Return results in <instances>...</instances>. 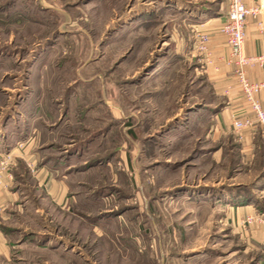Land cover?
<instances>
[{
  "label": "rangeland",
  "instance_id": "obj_1",
  "mask_svg": "<svg viewBox=\"0 0 264 264\" xmlns=\"http://www.w3.org/2000/svg\"><path fill=\"white\" fill-rule=\"evenodd\" d=\"M191 1L0 0L4 172L8 153L21 157L0 209V264L263 260L187 192L254 182L232 165L234 141L211 153L200 119H186L212 92L196 49L199 33L211 41L198 16L208 0Z\"/></svg>",
  "mask_w": 264,
  "mask_h": 264
},
{
  "label": "crops",
  "instance_id": "obj_2",
  "mask_svg": "<svg viewBox=\"0 0 264 264\" xmlns=\"http://www.w3.org/2000/svg\"><path fill=\"white\" fill-rule=\"evenodd\" d=\"M186 3L192 4L191 0ZM206 1V0H205ZM183 3L182 1H180ZM200 2H193L194 5ZM207 9H201L198 16L206 20L211 30L210 49L213 54L214 63L207 68L205 81L211 87L212 92L206 94V98L201 103H194L187 109L186 119L195 125V132L203 135L201 141L197 144L211 146L209 152L215 153L214 142H218V149L230 148V143L234 141L233 149H236L233 155L232 165L249 166L252 179V185L233 186L224 191L216 190L212 187L193 188L187 191L193 202L192 206L199 211H222L220 224L227 226L233 233L238 234L249 247L254 248L264 245V153H262L264 128L257 122L256 114L238 84L235 76V68L226 64L228 57V46L226 38L221 34V27L226 21L227 4L225 0H208ZM205 4V3H204ZM247 8L260 9L264 7V0H244ZM200 5V4H199ZM180 11L182 9L180 8ZM246 25L245 55L248 58L262 59L261 62L253 63L245 69L246 78L251 84H264V24L263 17L259 15L249 16ZM197 95V94H196ZM203 97V93H202ZM264 111V89L256 96ZM193 106V107H192ZM254 120L255 126L243 132L240 139L233 128V120ZM229 136L232 137L229 138ZM225 139H229L228 142ZM231 143V144H232ZM198 144V145H199ZM212 144V145H211ZM20 149H14L8 153L10 159L8 172H2L0 179V209H3V196L7 195L9 188L14 183L12 171L15 168L19 157ZM233 151H230L232 153ZM20 153V152H19ZM201 160L211 162L214 157L211 153H205ZM4 155H0L1 162ZM194 159V158H192ZM191 159V160H192ZM211 160V161H210ZM28 163V160H25ZM29 165H31L29 163ZM12 173V174H11ZM250 188V189H249ZM249 190V191H248ZM248 191V192H247ZM10 195V194H9ZM14 196V195H13ZM250 220V221H249ZM196 222H194L195 224ZM3 231V230H2ZM2 234L0 233V236ZM1 244V243H0ZM254 264H264L259 258Z\"/></svg>",
  "mask_w": 264,
  "mask_h": 264
},
{
  "label": "built area",
  "instance_id": "obj_3",
  "mask_svg": "<svg viewBox=\"0 0 264 264\" xmlns=\"http://www.w3.org/2000/svg\"><path fill=\"white\" fill-rule=\"evenodd\" d=\"M227 4V15L226 21L221 27V34L226 38L227 46H228V57L226 59V64L232 68H235V76L238 80V84L251 106L253 112L256 114V120L259 122L264 128V111L262 110L259 102L256 101V96L264 89V84H251L246 78L245 69L253 65V63L261 62L260 59L248 58L245 55V42H246V25L247 19L249 16L259 15L263 17V22L261 26L264 24V7H260V9H249L245 6L244 0H225ZM209 35L205 33H199L196 36V49L199 51L200 55H204L206 57L207 67L213 64L211 60V52L209 49ZM255 126L254 120L246 119V120H233V128L239 138H242L243 132L247 129L253 128ZM7 162L3 160L1 162L0 169V179L1 174L4 171ZM250 221V220H249ZM264 249V246H263Z\"/></svg>",
  "mask_w": 264,
  "mask_h": 264
},
{
  "label": "trees",
  "instance_id": "obj_4",
  "mask_svg": "<svg viewBox=\"0 0 264 264\" xmlns=\"http://www.w3.org/2000/svg\"><path fill=\"white\" fill-rule=\"evenodd\" d=\"M262 149H263V148H262ZM15 175H17V174L15 173ZM18 176H19V175H17L16 178H18ZM249 189H250V188H249ZM248 191H249V190H248ZM248 191H247V192H248ZM3 229H4V228H3ZM5 230H6V229H5Z\"/></svg>",
  "mask_w": 264,
  "mask_h": 264
}]
</instances>
